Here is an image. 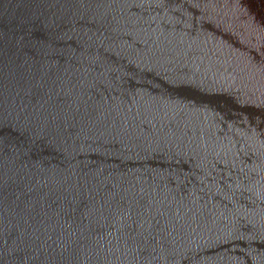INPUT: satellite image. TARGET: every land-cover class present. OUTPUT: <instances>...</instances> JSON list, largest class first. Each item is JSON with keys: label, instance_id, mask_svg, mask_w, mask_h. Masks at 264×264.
<instances>
[{"label": "water", "instance_id": "water-1", "mask_svg": "<svg viewBox=\"0 0 264 264\" xmlns=\"http://www.w3.org/2000/svg\"><path fill=\"white\" fill-rule=\"evenodd\" d=\"M0 264H264V0H0Z\"/></svg>", "mask_w": 264, "mask_h": 264}]
</instances>
